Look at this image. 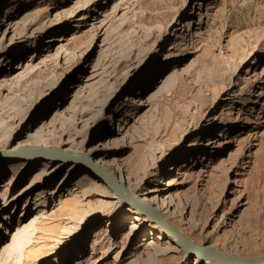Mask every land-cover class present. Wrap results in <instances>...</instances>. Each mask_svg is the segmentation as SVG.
Segmentation results:
<instances>
[{"label":"rangeland","instance_id":"1","mask_svg":"<svg viewBox=\"0 0 264 264\" xmlns=\"http://www.w3.org/2000/svg\"><path fill=\"white\" fill-rule=\"evenodd\" d=\"M210 1L0 0V152L35 132L94 153L195 244L258 258L264 0ZM42 166L0 169V264H219L87 169Z\"/></svg>","mask_w":264,"mask_h":264},{"label":"bare ground","instance_id":"2","mask_svg":"<svg viewBox=\"0 0 264 264\" xmlns=\"http://www.w3.org/2000/svg\"><path fill=\"white\" fill-rule=\"evenodd\" d=\"M206 7L207 8H206V12L204 16L209 15V10L212 9V3L210 0H208ZM10 26L11 25L9 24H6V25L0 24V27H1L0 36L1 37L10 28ZM263 106H264V101L261 103V108ZM259 112L261 111L259 110ZM26 137H27L25 140L26 142H22L20 144H17L15 147L9 150L7 149V150L0 152V169L3 167L4 164H6V162H8V160H12V159H24L25 163L30 166L31 165L33 166L37 163L39 164L41 163L43 165L42 166L43 168H46L47 165H53V164L62 165V164L72 163V166L74 168L76 169L85 168L89 172H91L93 175L99 177L102 181L104 182L109 181L110 183H112L118 191V193H115L112 191L114 193V198L116 199L117 202H120V203L124 202V203L129 204L130 200L128 199V195H130L133 198L136 197V190L126 188L125 182L123 181L119 182L117 179L116 171L113 168H111L108 164L103 163L102 161L98 159H94L93 157V155H95L94 153H90V152L85 153L83 151H73L70 148L62 147V145L60 144L50 145L48 143V141L50 140L49 138L47 137L41 138V136L35 132L31 134L29 133ZM61 142L62 140L60 136L57 143H61ZM203 150L206 151V148H203ZM8 184L9 182H6V184L4 185L8 186ZM5 190L6 188H4V190L2 191V195H4ZM125 192L127 194H125ZM137 199L140 201L148 202L160 215L162 214V211L164 209H167L169 206L172 205V199L157 200L148 194H145L142 197H137ZM165 221L170 225V223L167 220ZM159 229H160L159 234L164 233L165 235L168 236V238L172 241V243L176 245V242L173 236L165 233L161 228ZM177 231L181 235H183V233L179 229H177ZM97 242H98L97 240L94 241V243H97ZM8 246H11L10 247L11 249L13 248V245L8 244ZM194 256H195L194 262H197L199 258H202L201 255L197 252L194 253Z\"/></svg>","mask_w":264,"mask_h":264},{"label":"water","instance_id":"3","mask_svg":"<svg viewBox=\"0 0 264 264\" xmlns=\"http://www.w3.org/2000/svg\"><path fill=\"white\" fill-rule=\"evenodd\" d=\"M105 184L113 192L118 193L112 183L105 181ZM125 194L127 193L125 192ZM128 199L130 200V204L136 208L138 212L142 213L150 222L161 228L165 233L173 236L176 246L188 254L194 255V253L197 252L202 258L219 264H264V255L258 258H243L211 247L197 245L187 237L181 235L173 226L169 225L148 202L140 201L130 195H128Z\"/></svg>","mask_w":264,"mask_h":264}]
</instances>
